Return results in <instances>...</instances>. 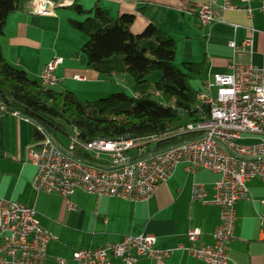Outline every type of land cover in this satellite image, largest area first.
Returning a JSON list of instances; mask_svg holds the SVG:
<instances>
[{"label": "crops", "instance_id": "obj_1", "mask_svg": "<svg viewBox=\"0 0 264 264\" xmlns=\"http://www.w3.org/2000/svg\"><path fill=\"white\" fill-rule=\"evenodd\" d=\"M45 1L56 3L51 16L37 14L36 3L7 16L0 35L3 57L35 81L40 80L49 61L61 59L53 72L57 80L53 90L71 91L86 101L113 94L116 84L112 81L121 83L122 77L105 79L86 66L81 53L84 40L67 23L72 0ZM97 1L110 16L129 21L133 34L141 33L148 24L161 29L176 44V66L203 63L198 85L217 74L230 73L231 65H264V14L258 0L248 4L250 17L244 10L222 11L216 6L215 20L205 26L200 25L196 12L206 0ZM248 38L252 40L249 49L233 50L229 46L231 41L241 46ZM31 128L32 123L17 115L0 114V197L35 209L39 225L52 236L43 264H58V259L75 264V250L94 249L141 234L155 236L160 249L187 244L186 234L192 229L201 232L196 246L211 242L219 207L192 201V188L201 185L204 200L210 202L217 178L213 172L198 169L188 173L184 164H178L172 176L146 201L97 196L81 189L67 198L37 192L32 188L35 167L26 161L27 150L34 143ZM130 155L134 156L133 152ZM246 187L251 200H239L234 206V239L226 264H264V227L259 218L264 214V183L254 178L246 182ZM109 264L125 263L121 258H111ZM134 264L206 263L175 250L164 261L140 257Z\"/></svg>", "mask_w": 264, "mask_h": 264}, {"label": "built area", "instance_id": "obj_2", "mask_svg": "<svg viewBox=\"0 0 264 264\" xmlns=\"http://www.w3.org/2000/svg\"><path fill=\"white\" fill-rule=\"evenodd\" d=\"M217 1L206 0L197 10L201 26L215 20L216 6L222 11L244 10L249 17L252 14L248 4L253 0H235L240 4L221 0L220 5ZM258 1L264 14V0ZM33 3H36L35 12L42 16H51L56 6L45 0H33ZM251 45L250 38L241 46L229 42L233 50L249 49ZM60 63L61 59L53 58L45 65L39 80L43 88L56 84L53 72ZM230 69V73L217 74L211 81L202 83L196 93L197 107L207 110L201 108L198 120L167 131L158 141L188 133H194L195 137L157 154L148 153L131 160L133 140L93 139L78 143L102 163L104 168H100L61 152L48 139L34 142L28 148L26 161L35 167L32 188L63 198L81 189L97 196L146 201L172 176L178 164H184L188 173L207 169L217 177L210 202L204 200L201 185L192 188V201L219 207L210 243L194 244L201 235L197 229L187 232V244L167 249L158 248L151 234L126 236L121 242L75 250L72 255L75 264H109L111 258L134 264L140 257L164 261L175 250L185 251L206 264L227 263L229 246L234 239V206L239 200H251L247 181L257 178L264 183V65H231ZM76 143L72 138L69 151ZM259 218L264 227V214ZM51 239L50 233L39 225L33 207L0 197V264H43ZM57 263L65 264L59 259Z\"/></svg>", "mask_w": 264, "mask_h": 264}, {"label": "trees", "instance_id": "obj_3", "mask_svg": "<svg viewBox=\"0 0 264 264\" xmlns=\"http://www.w3.org/2000/svg\"><path fill=\"white\" fill-rule=\"evenodd\" d=\"M32 1L0 0V35L7 16L27 9ZM68 9L73 16L67 23L85 37L81 53L86 66L105 79L129 77L132 94L120 92L83 101L71 91L43 88L40 81L11 66L0 49V111L4 108L37 121L68 152L70 143L65 146L59 138V133L67 135L58 121L62 120L75 131L77 140L69 153L87 164H102L78 145L93 139L133 140V160L194 138V133H188L158 141L167 131L198 120L201 108L207 110L197 107L196 93L202 83L191 84L192 80L202 81L203 63L186 62L177 67L176 44L161 29L148 24L141 33L133 34L129 21L110 16L97 0L88 9L72 0ZM81 16L83 19H77ZM31 137L36 143L46 140L34 124ZM152 143L151 148L146 147Z\"/></svg>", "mask_w": 264, "mask_h": 264}, {"label": "rangeland", "instance_id": "obj_4", "mask_svg": "<svg viewBox=\"0 0 264 264\" xmlns=\"http://www.w3.org/2000/svg\"><path fill=\"white\" fill-rule=\"evenodd\" d=\"M93 1L94 0H79V4H81L84 7V9H88V8H90L93 5ZM69 13H70L71 16H73V13L71 11H69ZM77 19H83V16L77 17ZM80 36L85 41V37H83L82 35H80ZM83 43L84 42H82V44ZM177 67H181V65H179ZM155 76H156V78L158 77L157 74ZM112 82H113V84H116V87H115L116 90H115V92L113 94H117V93H120V92H125L126 94H129V95L132 94V88H131V85H130L129 77L122 76V82L121 83H117V81H115V82L112 81ZM191 84H192L193 87H197L198 86V80H192ZM52 89H54V88H52ZM108 95H110V94H108ZM107 96H105V97H107ZM81 99L83 101H85V98H81ZM93 99H100V98H93ZM58 121H59V123L64 125L65 128H66L67 135L59 133V138H60L61 142L63 143V145L67 146L71 142L72 138L75 137V131L73 129H71L70 127H68L62 120H58ZM152 146H153V143L150 144V145H146V147H150V148Z\"/></svg>", "mask_w": 264, "mask_h": 264}, {"label": "water", "instance_id": "obj_5", "mask_svg": "<svg viewBox=\"0 0 264 264\" xmlns=\"http://www.w3.org/2000/svg\"><path fill=\"white\" fill-rule=\"evenodd\" d=\"M0 108H2V106L0 105ZM7 113H12V114H14V115H17V116H19V117H21V118H23V119H25V120H28L30 123H32V124H34V125H36L42 132H43V134L45 135V137L50 141V143L52 144V145H54L57 149H59L61 152H63V153H65V154H67V155H69V156H71V157H73V158H76L75 156H73L72 154H70V153H67L64 149H62L58 144H57V142L50 136V134L47 132V130L46 129H44L37 121H35V120H33V119H31V118H28V117H26V116H23V115H21V114H19V113H16V112H13V111H9V110H6V109H2L1 111H0V114H7ZM159 152H161V151H158V152H156V153H154V154H157V153H159ZM76 159H78V158H76ZM90 165H93V166H96V167H100V168H104L103 166H101V165H99V164H91V163H89Z\"/></svg>", "mask_w": 264, "mask_h": 264}, {"label": "bare ground", "instance_id": "obj_6", "mask_svg": "<svg viewBox=\"0 0 264 264\" xmlns=\"http://www.w3.org/2000/svg\"><path fill=\"white\" fill-rule=\"evenodd\" d=\"M46 139H47V138H46ZM66 152H67V151H66ZM67 153H69V152H67ZM154 153H156V152H153V154H154ZM79 160H80V159H79ZM99 165H100V164H99ZM101 166H102V165H101ZM103 167H104V166H103Z\"/></svg>", "mask_w": 264, "mask_h": 264}]
</instances>
